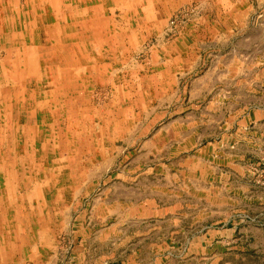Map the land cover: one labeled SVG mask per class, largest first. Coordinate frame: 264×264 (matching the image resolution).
<instances>
[{"label": "rangeland", "instance_id": "1", "mask_svg": "<svg viewBox=\"0 0 264 264\" xmlns=\"http://www.w3.org/2000/svg\"><path fill=\"white\" fill-rule=\"evenodd\" d=\"M0 150V264H264V0H0Z\"/></svg>", "mask_w": 264, "mask_h": 264}, {"label": "crops", "instance_id": "2", "mask_svg": "<svg viewBox=\"0 0 264 264\" xmlns=\"http://www.w3.org/2000/svg\"><path fill=\"white\" fill-rule=\"evenodd\" d=\"M16 36V35H15ZM16 38V37H15ZM14 38V39H15ZM26 83V82H25ZM26 85V84H25ZM28 90H30V91H28ZM35 91H33V89L32 88H30V89H27V91H26V89H24V92H23V94H25L24 96V102H21V103H24L23 105H22V107L24 108V106H25V110H28V105H30V106H32L33 107V105H36V106H41L42 105V103H37V102H39L40 101V98L38 99V101H34L33 100V102H29L30 101V99L29 98H27L26 96H27V94H29V97H31L32 96V99H33V95L34 94H37V93H34ZM26 99H28V100H26ZM29 111V110H28ZM34 116H35V114H34ZM29 117L30 118H32V120L34 119V117H33V112H31V114L29 115ZM29 123V122H28ZM17 129H15L14 127H12V131H11V137H12V139H11V141H10V144H8V150H10V151H13L14 152V149L11 147V144H12V141L14 140L13 139V135L14 136H17ZM32 131H33V129H32ZM35 131V130H34ZM14 132H16L15 134H14ZM8 140H10V139H8ZM15 143V142H14ZM16 144V143H15ZM16 146V145H15ZM2 151L0 150V171H3V170H6V173L7 172H10V170H11V172H14L13 174L11 173V175L9 176L8 175V177L6 178L5 177V179H4V183L3 184H5V186H8V189H9V191H8V197H9V201H11V203L13 204V205H10L11 207H13L15 210H12V212H14L15 211V214L16 213H18V205H19V200H18V198H16V189H17V185L16 184H14L13 183V180H14V174H16L17 173V171L15 170V169H13L12 167H10L11 166V164H9V165H5V164H3V160H1V158H2ZM3 159V158H2ZM16 163H17V161H16ZM14 165V164H13ZM16 172V173H15ZM10 184H12V185H10ZM0 186H1V181H0ZM24 186H25V182H24ZM21 187V186H20ZM23 187V186H22ZM21 187V188H22ZM24 200V199H23ZM5 202V198H4V194L3 193H0V212L2 213V220L0 221V226H7V220H8V215H9V213L11 212L10 211V209H7L6 207H3V203ZM21 202H22V200H21ZM19 212L21 213V211L19 210ZM24 217H26V214L25 215H23ZM22 223V222H21ZM10 225V224H9ZM20 227L22 228V226L21 225H15V229H14V235L12 236V238H13V241L11 242L10 240H9V242H7V244H9V243H13L12 244V246L10 247L9 246V250H14V249H18L19 248V246L17 245V241L16 240H18V238H19V236H20V234H19V232L21 231V229H20ZM5 241V240H4ZM4 241H3V236H0V246H2L3 244H4ZM3 247H8L7 245H5L4 244V246Z\"/></svg>", "mask_w": 264, "mask_h": 264}, {"label": "bare ground", "instance_id": "3", "mask_svg": "<svg viewBox=\"0 0 264 264\" xmlns=\"http://www.w3.org/2000/svg\"><path fill=\"white\" fill-rule=\"evenodd\" d=\"M14 71H16V70H14ZM32 76V75H31ZM33 77V76H32ZM25 78V77H24ZM36 80V79H35ZM36 100V99H35ZM32 102V101H31ZM38 103V102H37Z\"/></svg>", "mask_w": 264, "mask_h": 264}]
</instances>
